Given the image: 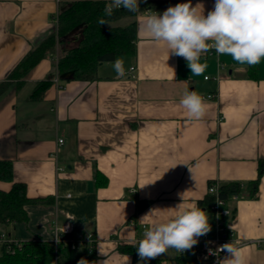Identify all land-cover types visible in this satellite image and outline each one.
Listing matches in <instances>:
<instances>
[{"label":"crops","instance_id":"0c3cea01","mask_svg":"<svg viewBox=\"0 0 264 264\" xmlns=\"http://www.w3.org/2000/svg\"><path fill=\"white\" fill-rule=\"evenodd\" d=\"M190 2L207 15L215 0ZM60 4L0 0V83L56 33ZM149 14L135 17L136 54L118 57L124 61V77L117 76L112 61L100 66L94 80L61 79L60 89L54 82L58 49L22 86L10 83L0 98V161L13 163L14 177L0 182V189L9 192L22 183L27 196L39 202L26 206V223L9 224L0 234L21 243L53 241L56 227L72 225L75 237L94 235L98 261L127 264L129 257L130 264H139L120 246H133L149 224L174 215L182 196L185 205L206 211L214 239L218 220L205 203L209 185L246 187L258 179L264 162V58L251 70L210 51L200 61L207 64L205 72L195 76L183 57L169 56L163 43L140 33ZM51 75L43 99L33 101L36 85ZM186 89L206 100L200 120L190 121L179 104ZM228 206L234 246L247 264H264V244L253 243L264 242V175L257 197L245 190ZM197 249L202 252L204 244ZM178 255L169 249L145 264H174Z\"/></svg>","mask_w":264,"mask_h":264},{"label":"trees","instance_id":"16d2710c","mask_svg":"<svg viewBox=\"0 0 264 264\" xmlns=\"http://www.w3.org/2000/svg\"><path fill=\"white\" fill-rule=\"evenodd\" d=\"M180 0H140V11L128 12L124 9L114 10L108 17L104 8L108 0H61L58 25L55 34L47 37L39 46L32 49L17 65L8 77L0 83V98L10 87L12 81L18 86L25 83L27 75L49 56H55L60 49L61 55L55 65L60 77L72 73L68 80L90 81L99 76V68L121 56L136 54L137 22L135 17L146 11L163 13L169 6H175ZM110 2V0H109ZM105 19L108 25H100L98 21ZM127 19H131L125 21ZM125 21V22H123ZM256 70V66L251 67ZM53 75L39 82L31 94L33 101H41L45 92L52 85ZM264 175V162H261L258 179L248 183L246 187L239 184H224L220 188V196L231 201L232 196L243 191H250V196L257 197L259 183ZM14 167L8 160L0 161V182H13ZM215 196L208 194L205 204L212 208ZM39 200L27 196L25 184L14 183L9 192L0 189V229L9 224L26 223L29 219L26 206ZM1 232V231H0ZM70 235V237H73ZM124 253L138 257L132 245L120 246ZM85 259L92 264L98 261L95 251L73 248L71 242L42 239L24 242L21 246L3 244L1 246L0 264H78ZM193 249L179 254L174 264H202Z\"/></svg>","mask_w":264,"mask_h":264},{"label":"clouds","instance_id":"9594fccd","mask_svg":"<svg viewBox=\"0 0 264 264\" xmlns=\"http://www.w3.org/2000/svg\"><path fill=\"white\" fill-rule=\"evenodd\" d=\"M139 4L140 0H110L105 5L104 14L110 17L114 10L121 8L137 13L140 11ZM198 5L193 7L189 0L188 3L169 6L163 13L149 11L139 31L154 43H163L169 56L183 57L195 76L205 72L207 64L200 61L212 50L218 56H231L240 65L254 67L260 63L264 58V0H215L213 9L207 15ZM98 23L108 25L103 18ZM112 67L118 77L127 74L124 61L120 58L112 62ZM179 104L190 121L202 119L207 111L205 98L196 91L186 89ZM181 199L182 203L173 208L174 215L165 221L149 224L143 237L135 241L133 246L139 264L156 259L169 249L183 254L198 244L199 237L211 231L206 211L195 204L185 205L184 197ZM156 210L150 211L140 221H145ZM221 252L225 254L222 259ZM208 255L217 257L216 264H247L246 257L233 241L215 250L209 249ZM78 264L89 262L81 259ZM92 264H107V260L93 261ZM127 264H130L129 257Z\"/></svg>","mask_w":264,"mask_h":264},{"label":"built area","instance_id":"2783aa9c","mask_svg":"<svg viewBox=\"0 0 264 264\" xmlns=\"http://www.w3.org/2000/svg\"><path fill=\"white\" fill-rule=\"evenodd\" d=\"M108 2H109V0H108ZM55 22L58 23V17L56 18ZM215 54L216 53L214 50H212L209 53L210 56H214ZM220 67H221V69H224V66L221 65ZM206 79H208V77ZM60 80H61V77L57 73L54 82L61 89L62 85L60 84ZM63 142H64V140H59V144H63ZM220 188H221V185L218 182H212L209 185V194H212L215 196V201H214V204H213L211 209L215 213V215L217 216V220H218L217 228H216V236L214 239H211L209 234L201 236L198 238V244L193 247L196 254H197L198 253L197 247L200 244H204L203 251L199 252L197 254V257H198V259H201L202 261H208L209 264H216L217 257L216 256H209L208 250L209 249L215 250L219 246H221L225 243L231 242L234 238L233 231L227 227V221L233 215V211L228 206V201L223 199L220 196ZM237 200H238V195L232 196L231 201H237ZM55 232H56V236L53 240V242L55 244H57L61 241L71 242L73 248L88 249L90 253L95 250L96 239L94 238V235L91 233L87 234L85 236H81V237H75V235L73 237H70V235L74 234V229H73L72 225L66 226L64 228L56 227ZM11 243H15V245H17V246H21L23 244L21 242H18L16 240H13V239L7 237L6 234H0V247L3 244H11ZM253 243L259 247L264 244V242H262V241H256ZM238 245H243V244L240 243ZM179 254H181V253H179ZM224 255L225 254L223 252H221L220 258L222 259V257ZM205 257H207V258H205Z\"/></svg>","mask_w":264,"mask_h":264},{"label":"water","instance_id":"95a60500","mask_svg":"<svg viewBox=\"0 0 264 264\" xmlns=\"http://www.w3.org/2000/svg\"><path fill=\"white\" fill-rule=\"evenodd\" d=\"M71 75H72V73H68V74L62 75L61 76V79H63V78H69Z\"/></svg>","mask_w":264,"mask_h":264},{"label":"rangeland","instance_id":"374dc122","mask_svg":"<svg viewBox=\"0 0 264 264\" xmlns=\"http://www.w3.org/2000/svg\"><path fill=\"white\" fill-rule=\"evenodd\" d=\"M58 55H59V56L61 55V52H60V51L58 52ZM58 55H57V57H59ZM100 68H101V67H100ZM100 68H99V71H98L99 73H101V69H100ZM104 73H105V71H104ZM0 251H1V248H0ZM0 254H1V252H0Z\"/></svg>","mask_w":264,"mask_h":264}]
</instances>
